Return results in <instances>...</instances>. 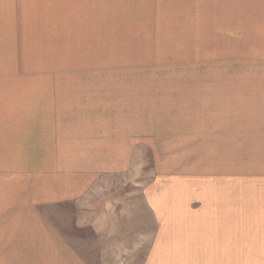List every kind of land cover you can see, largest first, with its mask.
Here are the masks:
<instances>
[{"label":"rangeland","instance_id":"374dc122","mask_svg":"<svg viewBox=\"0 0 264 264\" xmlns=\"http://www.w3.org/2000/svg\"><path fill=\"white\" fill-rule=\"evenodd\" d=\"M60 1L0 0V101L114 100L120 107L105 110L135 115L136 123L98 118L78 139L74 123L56 124L53 142L38 141L40 152L53 147L55 155L27 157L38 169L27 176L41 181L54 171V180L81 186L97 213L103 264H264V141L237 138V77L227 101L224 92L225 68L237 63L224 59L223 31L237 12H223L222 0H199L200 9L214 3L218 11L180 13L165 42L140 45L148 60L145 53L121 60L117 52L115 59H69L61 44L74 36L75 13ZM99 66L102 91L69 75ZM110 66L134 75H111ZM225 110L235 117L230 126ZM10 151L0 161L12 174L19 157Z\"/></svg>","mask_w":264,"mask_h":264},{"label":"crops","instance_id":"0c3cea01","mask_svg":"<svg viewBox=\"0 0 264 264\" xmlns=\"http://www.w3.org/2000/svg\"><path fill=\"white\" fill-rule=\"evenodd\" d=\"M61 2L65 12L75 13L71 16L78 26L73 25L74 36L66 34L61 44L63 52L71 54L69 59H115L110 54L117 52L121 60L130 59L132 53L134 59L145 53L148 60L149 49L140 45L165 42L161 37H166L167 29L176 28L171 23L176 18L182 20L180 13L218 11L214 3H206L200 9L199 0L190 5L182 4L183 0H61L58 4ZM218 5L223 12H237L233 24L225 22L222 42L224 59L237 63L232 70L225 68L223 80L227 101L232 77H237L238 117H230V110H225L224 123L230 126L234 119L238 139L264 141V0H222ZM102 69L87 67L69 75L86 77L78 83L90 86L94 93L103 89ZM105 69L111 75L123 69L130 75L135 71L118 66ZM66 71L64 76L68 75ZM114 107H120L114 100H49L40 105L34 99L0 101V153H9L2 150L11 147L10 154L19 157L10 168L13 175L3 166L5 162L0 161V264H103L107 259L103 255L102 235L97 232V213L94 207L87 208L88 196L79 192L81 186L70 180H54V171L41 181L38 176H27L38 169L26 163L33 156L55 155L53 147L50 150L41 147L46 151L40 152L38 141L53 142L56 124L74 123L72 135L78 139L79 134L90 131L84 125H94L98 118L107 123H136L135 115H112L105 110ZM36 124L44 125L42 133L36 130ZM228 132L230 127L225 129ZM41 186L52 189L39 190Z\"/></svg>","mask_w":264,"mask_h":264}]
</instances>
